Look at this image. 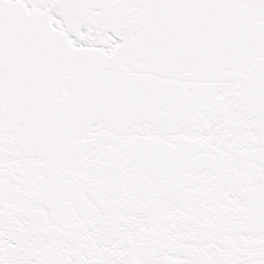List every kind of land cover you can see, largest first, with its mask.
I'll return each mask as SVG.
<instances>
[{"label":"snow or ice","instance_id":"obj_1","mask_svg":"<svg viewBox=\"0 0 264 264\" xmlns=\"http://www.w3.org/2000/svg\"><path fill=\"white\" fill-rule=\"evenodd\" d=\"M0 264H264V0H0Z\"/></svg>","mask_w":264,"mask_h":264}]
</instances>
